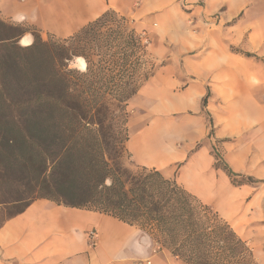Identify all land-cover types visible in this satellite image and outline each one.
Masks as SVG:
<instances>
[{"label":"crops","instance_id":"1","mask_svg":"<svg viewBox=\"0 0 264 264\" xmlns=\"http://www.w3.org/2000/svg\"><path fill=\"white\" fill-rule=\"evenodd\" d=\"M108 9L134 26L154 23L155 43L169 46L156 54L166 64L127 105L126 146L135 163L204 200L228 199L231 179L214 167V146L234 172L264 180V0H0L2 20L45 40L67 38ZM33 40L28 32L20 44ZM139 263L188 264L135 225L49 199L0 226V264Z\"/></svg>","mask_w":264,"mask_h":264},{"label":"trees","instance_id":"2","mask_svg":"<svg viewBox=\"0 0 264 264\" xmlns=\"http://www.w3.org/2000/svg\"><path fill=\"white\" fill-rule=\"evenodd\" d=\"M128 24L108 9L67 38L45 40L0 18V226L49 199L135 225L188 264H256L247 240L177 179L125 166L128 102L166 64L152 61L147 33ZM28 32L34 40L24 46ZM75 58L85 69L72 65ZM212 152L214 167L234 184L264 182L234 172L215 146Z\"/></svg>","mask_w":264,"mask_h":264},{"label":"rangeland","instance_id":"3","mask_svg":"<svg viewBox=\"0 0 264 264\" xmlns=\"http://www.w3.org/2000/svg\"><path fill=\"white\" fill-rule=\"evenodd\" d=\"M128 26L136 27L138 31L147 33L150 40V43L147 44V48L155 64L160 65L163 62H167L166 59L161 60V58H157L156 56L158 52L164 55V53L168 51L169 46L165 41H160L158 44L155 43L154 32L156 25L154 23L148 26H134L129 23ZM51 37L54 36L49 35L48 39ZM81 59L82 58H75L72 65L82 69ZM123 162L125 166L131 170H135L137 167L132 156H125ZM236 180H240V178ZM225 187L228 196V199H226L227 203H224L226 202L225 200L223 201L217 198H213V200H201L217 210L220 216L228 221L242 238L247 240L248 244L253 249L255 262L258 264L261 257L264 259V183L238 185L227 180ZM16 209L17 207L15 208L12 206L9 209L3 210L1 218L12 214Z\"/></svg>","mask_w":264,"mask_h":264},{"label":"built area","instance_id":"4","mask_svg":"<svg viewBox=\"0 0 264 264\" xmlns=\"http://www.w3.org/2000/svg\"><path fill=\"white\" fill-rule=\"evenodd\" d=\"M89 236H90L91 244L94 245L96 243V236H97L96 230L90 231ZM139 264H141V263H139Z\"/></svg>","mask_w":264,"mask_h":264}]
</instances>
